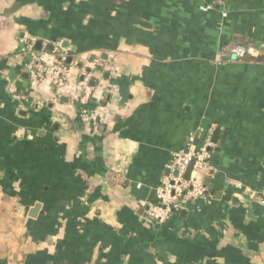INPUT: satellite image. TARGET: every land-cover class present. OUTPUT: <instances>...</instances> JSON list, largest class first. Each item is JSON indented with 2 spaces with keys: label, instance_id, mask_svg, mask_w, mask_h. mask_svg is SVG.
Instances as JSON below:
<instances>
[{
  "label": "crops",
  "instance_id": "0c3cea01",
  "mask_svg": "<svg viewBox=\"0 0 264 264\" xmlns=\"http://www.w3.org/2000/svg\"><path fill=\"white\" fill-rule=\"evenodd\" d=\"M30 53L64 59L63 89L34 84ZM189 139L206 194L153 223ZM249 191L264 192V0H0V264H264Z\"/></svg>",
  "mask_w": 264,
  "mask_h": 264
},
{
  "label": "built area",
  "instance_id": "2783aa9c",
  "mask_svg": "<svg viewBox=\"0 0 264 264\" xmlns=\"http://www.w3.org/2000/svg\"><path fill=\"white\" fill-rule=\"evenodd\" d=\"M28 49L32 48L35 40L28 37L23 41ZM247 52H251L241 46H234L230 54L241 60ZM32 66L34 68L33 82L40 84L47 82L59 91L64 88L70 77V69L63 63L64 59L53 55L52 60L45 59L44 53H30ZM84 75V74H83ZM78 90L81 93V101L90 98L92 89L88 79H82L78 83ZM209 156L204 148L197 149L193 145V139L185 150L172 155L166 165L168 177L156 190L157 204L147 210V219L153 223H164L178 212L185 203H193L206 194L205 178L209 170ZM193 160L192 170L189 179H185V172ZM251 201H255L264 208V192H248Z\"/></svg>",
  "mask_w": 264,
  "mask_h": 264
},
{
  "label": "trees",
  "instance_id": "16d2710c",
  "mask_svg": "<svg viewBox=\"0 0 264 264\" xmlns=\"http://www.w3.org/2000/svg\"><path fill=\"white\" fill-rule=\"evenodd\" d=\"M239 46H241V45H239ZM241 47H243V48H245V49H247V50H249V48H246V46H244V45H242ZM255 53V52H254ZM254 53H252V52H247L246 53V55L241 59V61H244V60H250V59H256V58H260L261 57V55L263 54V53H261L260 55H259V53H256V54H254Z\"/></svg>",
  "mask_w": 264,
  "mask_h": 264
},
{
  "label": "water",
  "instance_id": "95a60500",
  "mask_svg": "<svg viewBox=\"0 0 264 264\" xmlns=\"http://www.w3.org/2000/svg\"><path fill=\"white\" fill-rule=\"evenodd\" d=\"M69 61V60H68ZM193 160H191V162H190V164H189V166H188V168H187V170H186V172H185V175H184V178L185 179H189V177H190V173H191V170H192V165H193Z\"/></svg>",
  "mask_w": 264,
  "mask_h": 264
}]
</instances>
